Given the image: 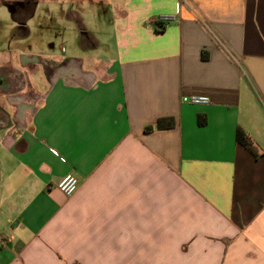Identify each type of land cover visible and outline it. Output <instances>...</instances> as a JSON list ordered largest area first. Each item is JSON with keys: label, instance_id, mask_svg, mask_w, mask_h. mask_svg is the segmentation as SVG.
I'll return each mask as SVG.
<instances>
[{"label": "crops", "instance_id": "1", "mask_svg": "<svg viewBox=\"0 0 264 264\" xmlns=\"http://www.w3.org/2000/svg\"><path fill=\"white\" fill-rule=\"evenodd\" d=\"M66 1L0 0L75 32L0 48V264H264V0Z\"/></svg>", "mask_w": 264, "mask_h": 264}, {"label": "rangeland", "instance_id": "2", "mask_svg": "<svg viewBox=\"0 0 264 264\" xmlns=\"http://www.w3.org/2000/svg\"><path fill=\"white\" fill-rule=\"evenodd\" d=\"M66 2L67 1L64 0V4L62 5L64 10L67 9ZM89 2V0L85 1L86 4H88ZM43 4L39 7H50L47 2H43ZM31 7L32 6L30 3L27 7H25V11H28L29 9H31ZM4 8L5 14L2 13ZM7 10V6L0 3V11L2 13L0 16V19L2 20V22L0 21V48L2 50L5 49L7 55H9V53L11 52L18 53L19 51L13 50V47L17 43H22V41L28 43L29 52L42 53L45 50L49 49L50 43H54L55 46L58 47L61 43L65 44L67 40L75 38V36H72V34L75 33L74 30L66 27V23L62 20L54 23V26L51 25L52 21H44L43 19H45V17L39 13V8L38 10H36L35 14L27 20L26 26L29 32L25 34L24 31L26 29L23 28L22 23H20L17 19V16H19L17 15V13H19L20 11L9 12V10ZM75 35H77V33ZM9 46H11L10 49ZM63 50H61V52H64Z\"/></svg>", "mask_w": 264, "mask_h": 264}, {"label": "built area", "instance_id": "3", "mask_svg": "<svg viewBox=\"0 0 264 264\" xmlns=\"http://www.w3.org/2000/svg\"><path fill=\"white\" fill-rule=\"evenodd\" d=\"M181 100L186 103L190 104H207L209 103V98L205 95H183ZM78 186V180L76 176L71 173L64 175L59 182L57 183V188L61 191L64 195L69 196L73 194Z\"/></svg>", "mask_w": 264, "mask_h": 264}, {"label": "trees", "instance_id": "4", "mask_svg": "<svg viewBox=\"0 0 264 264\" xmlns=\"http://www.w3.org/2000/svg\"><path fill=\"white\" fill-rule=\"evenodd\" d=\"M154 23L158 25L160 23V18L155 20ZM172 126H173L172 119L169 117H163V118L157 119L154 127L157 129H168V128H171ZM235 140L238 144L244 147L254 157L259 156V153L257 151L255 144L249 139V137L246 135V133L241 128H238L236 130Z\"/></svg>", "mask_w": 264, "mask_h": 264}]
</instances>
